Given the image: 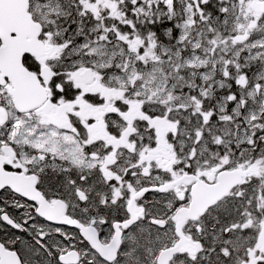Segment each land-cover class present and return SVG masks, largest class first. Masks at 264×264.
<instances>
[{
	"label": "snow or ice",
	"instance_id": "snow-or-ice-1",
	"mask_svg": "<svg viewBox=\"0 0 264 264\" xmlns=\"http://www.w3.org/2000/svg\"><path fill=\"white\" fill-rule=\"evenodd\" d=\"M0 264H264V0H0Z\"/></svg>",
	"mask_w": 264,
	"mask_h": 264
}]
</instances>
